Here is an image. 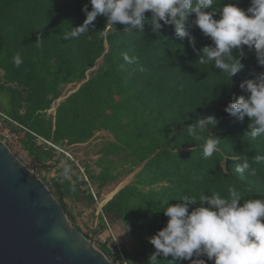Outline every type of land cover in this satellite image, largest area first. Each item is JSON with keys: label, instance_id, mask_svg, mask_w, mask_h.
<instances>
[{"label": "trees", "instance_id": "16d2710c", "mask_svg": "<svg viewBox=\"0 0 264 264\" xmlns=\"http://www.w3.org/2000/svg\"><path fill=\"white\" fill-rule=\"evenodd\" d=\"M227 2L242 9L250 4V0H216L218 5ZM84 5L90 10L89 0H0V124L22 133L20 146L35 157L37 166L50 168V162L60 164L64 158L71 164L76 171L72 182L55 178L49 185L41 180L78 231L64 199L93 203L95 198L73 163L53 147L38 144L37 137L65 147L85 143L96 132L109 133L113 141L96 151L98 158L83 160L88 180L99 191L144 163L103 206L109 212L98 215V227L101 233L109 219L120 222L133 245L131 250L120 244L126 264H148L154 252L149 237L165 225L167 202L182 197L198 201L201 192L227 196L230 187L242 200L264 198V161L254 160L264 155V137L251 138L250 120L240 121L224 111L235 96L247 95L239 83L254 79L264 67L245 46L244 68L228 82L214 65L198 63L201 49L212 42L197 26H187L195 40L194 51L188 37H177L172 25L153 30L149 13L143 33L134 27L125 31L117 23L115 30L101 35L106 23L101 15L88 34L65 38L70 28L83 23ZM16 55L22 60L19 67L13 63ZM124 55L134 62H126ZM71 83L81 85L60 101L53 118L48 116L46 111ZM2 96H9L6 104ZM208 116L218 123L196 127L200 139L189 135L188 127ZM211 138L219 140L217 152L205 159L203 145ZM244 160L256 169L255 176L245 172L241 177L235 171ZM86 185L88 189L81 188ZM98 249L123 264L107 242L99 243ZM157 259L159 264H169L171 258ZM201 259L213 264L206 256Z\"/></svg>", "mask_w": 264, "mask_h": 264}, {"label": "clouds", "instance_id": "9594fccd", "mask_svg": "<svg viewBox=\"0 0 264 264\" xmlns=\"http://www.w3.org/2000/svg\"><path fill=\"white\" fill-rule=\"evenodd\" d=\"M89 3L90 10L87 5L82 7L83 23L70 28L65 38L77 39L88 34L89 26H94L101 15L106 18L105 27L99 32L101 35L115 30L117 23L124 26L125 31L134 27L143 33L145 14L149 13L153 30L172 25L177 37H188L194 51L195 40L187 26H197L212 42L201 49L203 55L198 63L214 65L226 74L228 82L244 68L245 46L248 51L255 52L258 65L264 67V0H250L246 9L231 2L218 5L216 0H89ZM190 14H194L191 20ZM124 60L134 62V58L127 55ZM13 63L20 66L19 55L13 58ZM238 87L247 95L233 94L235 98L224 111L240 121L247 117L251 122L248 134L251 138L264 137V71L254 79L241 81ZM217 123V118L208 116L199 119L195 126H189L187 131L193 138L200 139L196 127L204 129L206 124ZM218 144V139H207L203 157L210 158L217 152ZM254 160L264 161V155ZM235 171L241 177L245 172L256 175V169L247 160L236 166ZM61 174L71 175V166L66 162ZM163 214L167 217L165 225L149 237L154 252L148 264H159L158 257L165 260L170 257L169 264L184 260L190 264H205L202 256L213 264H264V198L242 200L240 193L230 187L227 196L201 192L198 201L194 197H182L175 203L167 202Z\"/></svg>", "mask_w": 264, "mask_h": 264}, {"label": "water", "instance_id": "95a60500", "mask_svg": "<svg viewBox=\"0 0 264 264\" xmlns=\"http://www.w3.org/2000/svg\"><path fill=\"white\" fill-rule=\"evenodd\" d=\"M35 162L34 157L28 168L0 139V264H113L95 246L96 228L86 237L71 224L62 204L37 176ZM103 205L97 207L98 214ZM98 224L96 220L95 227Z\"/></svg>", "mask_w": 264, "mask_h": 264}, {"label": "rangeland", "instance_id": "374dc122", "mask_svg": "<svg viewBox=\"0 0 264 264\" xmlns=\"http://www.w3.org/2000/svg\"><path fill=\"white\" fill-rule=\"evenodd\" d=\"M0 81H1V78H0ZM77 86L78 84L76 85V87ZM76 87H73V88H76ZM68 91L69 90H67V92ZM7 99H9V96H2V102L4 104H6ZM5 134H8L9 137L11 138L10 141L8 142L6 141L11 152L25 166H27L28 168H31L33 165V158L27 155V153L21 148L20 143H19V138L22 137V133H15V134L12 133L10 128L4 122H1L0 136L2 137V139L4 138ZM14 135L16 139H12L14 138L13 137ZM93 138H95V139H92L94 141L91 142L89 140L90 143L86 145H80L77 147L76 150L72 152L69 150L74 155V157L79 160L80 163L84 164L85 162H83V160L85 161L87 159L91 162H94V160L98 158V154L96 153V151L100 149L105 143L109 141H113L112 136L106 131L97 132ZM37 142L38 144L43 145V143L40 142L39 140ZM64 160L66 161L65 158ZM64 160H61L60 164H54L53 162H50V164H52L50 165L51 166L50 168H44V167L37 166L35 162V167H36L35 171H36L37 176L40 179H44V181H46V183H48L49 185L53 183V180L55 178H59L58 182H64L65 180L72 182L73 181L72 174H75L76 171L73 169L71 164L68 163L67 161L66 163L71 166V175H69L68 177H65V176L61 177L62 175L60 174V170L61 172H63V164L65 163ZM74 166L76 167V165ZM93 167L94 165H92L93 172H98V169H95ZM131 175L132 173L130 174L126 173V174L120 175L118 179L106 184L100 191L97 189L96 186L93 185V183H90L93 185V189L95 193L96 192L99 193L98 195H96L97 201L94 199L93 203H87V201L85 200H72V199H64L63 201L67 209L69 210V212H71V214L74 216L75 225L80 229L81 233H83L86 237H89L92 235L93 229L96 228L97 235L95 237V246L97 248H98V244L102 243V240L104 239L106 240L107 245H108V238H109V233H108L107 228L103 232L100 233L99 227L98 226L95 227L96 220H99L98 215H105V212L103 211V207L101 208V211H99V214H98V210H97L98 203L102 200L104 195L106 196V194L112 189L116 190L117 187L121 183H124L122 186L127 185L132 180ZM81 188L88 189L87 185L86 187L82 186ZM101 194H102V198L99 199V195L101 196ZM108 221H109L108 224L111 226V231L116 236L119 243L133 250L132 240L126 235L122 224L118 221L112 222L110 219ZM111 261L113 262V264H119V262L113 258Z\"/></svg>", "mask_w": 264, "mask_h": 264}, {"label": "built area", "instance_id": "2783aa9c", "mask_svg": "<svg viewBox=\"0 0 264 264\" xmlns=\"http://www.w3.org/2000/svg\"><path fill=\"white\" fill-rule=\"evenodd\" d=\"M73 87H76V85L75 84H70V85L66 86L65 90L63 91V95L62 96L64 97L67 94H69L70 91H73L75 89ZM67 90H69V91L67 92ZM54 106H55V104H54ZM54 106L51 109L47 110L48 114H51V115L54 114ZM0 115H1V113H0ZM3 118H6V117L3 115ZM13 123L16 124L15 122H13ZM13 137L15 138V136H13ZM2 140L6 143V141L7 142L10 141L11 138L9 137L8 134H5L4 138ZM38 140L40 142H42L43 144H46L47 146L53 147L58 152L62 153L67 158V160H69V162L73 163V165H76L77 169L81 172L84 181L88 185L91 194L93 195V197L97 201V196H96V193H95V191L93 189V186L90 184V181L88 180V178H87V176L85 174L83 163H80L79 160L76 159L74 157V155L68 149L63 148L61 146H58L56 144H53L52 142H50L48 140H45L43 138H40V137H38ZM101 198H102V194H101V196L99 195V199H101ZM106 228L108 229V233H109L108 245L110 244V247L112 249H114L121 256L122 263L126 264V261H125L124 257L122 256V252H121V249H120V243H119L118 239L116 238V236L111 231V226L108 224V222L106 223ZM102 242H106V240L104 239V240H102Z\"/></svg>", "mask_w": 264, "mask_h": 264}, {"label": "crops", "instance_id": "0c3cea01", "mask_svg": "<svg viewBox=\"0 0 264 264\" xmlns=\"http://www.w3.org/2000/svg\"><path fill=\"white\" fill-rule=\"evenodd\" d=\"M71 84H75V85H77L76 83H71ZM68 85H70V84H66L65 86H64V88H63V91L65 90V88H66V86H68ZM76 90V88L73 90V91H75ZM63 91H62V93H61V96L58 98V99H60V101L61 100H63L67 95H69L70 93H72L73 91H70V93L69 94H67L66 96H62L63 95ZM60 101H58V100H56L54 103H52L51 104V106H50V108L49 109H51L53 106H54V104H55V106H54V114L53 115H51V114H48L47 113V111H46V114L48 115V116H51L52 118L54 117V115H55V110H56V107H57V105L60 103ZM48 109V110H49ZM16 123V122H15ZM14 124V123H13ZM18 124L16 123V124H14V126H17ZM97 133V132H96ZM95 133V134H96ZM15 134V133H14ZM94 134V135H95ZM15 136V135H14ZM39 137V136H38ZM38 137H37V141H38ZM41 138V137H40ZM12 139H16V138H12ZM20 139V138H19ZM44 139V138H43ZM92 139H95V138H91V139H89L91 142L92 141H94V140H92ZM46 140V139H45ZM87 141V142H85V143H78V144H72V145H67V146H65V147H63V148H66V149H68V150H70L71 152L72 151H74V150H76L77 149V147L78 146H80V145H86V144H88V143H90V141ZM48 141H50V140H48ZM50 142H52V141H50ZM54 144V143H53ZM59 146V145H58Z\"/></svg>", "mask_w": 264, "mask_h": 264}, {"label": "bare ground", "instance_id": "6f19581e", "mask_svg": "<svg viewBox=\"0 0 264 264\" xmlns=\"http://www.w3.org/2000/svg\"><path fill=\"white\" fill-rule=\"evenodd\" d=\"M126 183V182H125ZM124 183H121L118 187H117V189L120 187V186H122ZM116 189V190H117ZM116 190H114V189H112V190H110L107 194H106V196L104 195L103 196V198H102V200L98 203V206H102L108 199H110L111 198V196L115 193V191Z\"/></svg>", "mask_w": 264, "mask_h": 264}]
</instances>
